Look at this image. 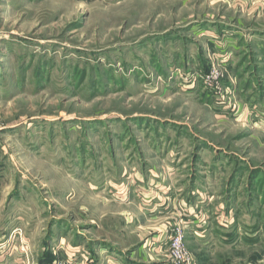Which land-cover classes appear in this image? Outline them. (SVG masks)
Masks as SVG:
<instances>
[{
	"label": "rangeland",
	"instance_id": "obj_1",
	"mask_svg": "<svg viewBox=\"0 0 264 264\" xmlns=\"http://www.w3.org/2000/svg\"><path fill=\"white\" fill-rule=\"evenodd\" d=\"M180 221L192 264H264V0H0V264Z\"/></svg>",
	"mask_w": 264,
	"mask_h": 264
},
{
	"label": "crops",
	"instance_id": "obj_2",
	"mask_svg": "<svg viewBox=\"0 0 264 264\" xmlns=\"http://www.w3.org/2000/svg\"><path fill=\"white\" fill-rule=\"evenodd\" d=\"M159 205L160 204H156L157 207ZM153 209L147 211L151 213V211L158 210V213H161L159 212V208ZM189 211L190 214L194 213V209L192 208ZM150 217H155V215H152ZM227 218V222H225L227 225L228 223H233V220H230L229 216H227ZM199 231L200 230H191V232H194V234L200 237L199 234L201 233H199ZM167 236L168 230L166 227H164L163 225L156 226V228H154L153 232L151 233V236L144 242H140L138 246L139 248L131 251V254L129 256H123L116 250L112 252L111 249H108L109 251L107 252L105 249H100L95 253V257H93L94 262L89 261L88 264H169L168 260L162 259L163 257H166L165 247L167 244ZM193 238L195 240L200 239H197V237L194 235ZM85 259V257L82 258V260Z\"/></svg>",
	"mask_w": 264,
	"mask_h": 264
},
{
	"label": "built area",
	"instance_id": "obj_3",
	"mask_svg": "<svg viewBox=\"0 0 264 264\" xmlns=\"http://www.w3.org/2000/svg\"><path fill=\"white\" fill-rule=\"evenodd\" d=\"M183 222L175 224L172 229L168 231L167 236V252L169 264H192L190 254L184 245V228Z\"/></svg>",
	"mask_w": 264,
	"mask_h": 264
}]
</instances>
